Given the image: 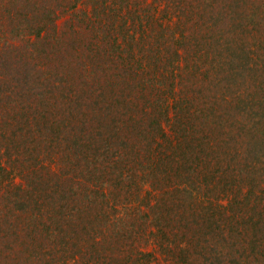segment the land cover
I'll use <instances>...</instances> for the list:
<instances>
[{
    "label": "trees",
    "instance_id": "1",
    "mask_svg": "<svg viewBox=\"0 0 264 264\" xmlns=\"http://www.w3.org/2000/svg\"><path fill=\"white\" fill-rule=\"evenodd\" d=\"M158 253L264 264V0H0V264Z\"/></svg>",
    "mask_w": 264,
    "mask_h": 264
},
{
    "label": "rangeland",
    "instance_id": "2",
    "mask_svg": "<svg viewBox=\"0 0 264 264\" xmlns=\"http://www.w3.org/2000/svg\"><path fill=\"white\" fill-rule=\"evenodd\" d=\"M151 1H153V0H148V2H151ZM79 7H81V8H84V6L82 5V6H79ZM67 19V16H63L58 22L60 23V24H63L64 22H65V20ZM169 24L171 25V29H174V25H175V20H170L169 21ZM211 59V58H210ZM211 61V60H210ZM202 62V61H201ZM222 65H223V63H222ZM253 74L254 73H247V75H248V77H246L244 80H242V82H235V84H234V86H233V90L232 91H234V89H245V90H247V88L248 87H250V86H252L253 88H256V87H258V81L260 80L259 78L258 79H256V76H253ZM241 83H242V85H241ZM247 87V88H246ZM31 103H33V102H31ZM23 140H21L20 141V139H17V144L19 145V144H21V142H22ZM5 145L7 144L6 142L4 143ZM46 148H47V146H45L44 145V143L42 144V146L40 147V149L42 150V151H44L45 153H46ZM50 151H53V149H51ZM49 151V152H50ZM2 153H4V156H3V159H2V165H4L5 163L6 164H8V163H12V162H17V161H19V159H20V157H21V153H20V151L19 150H17V152H15L14 153V150H12V148H11V143H8L7 145H6V147H3V149H2ZM60 158V153L59 152H57V155L56 156H54V159H57V161H58V159ZM48 161H50V160H47V161H45L46 163H49ZM59 161H60V159H59ZM61 163L62 162H60V165H61ZM13 164H15V163H13ZM60 165H55V164H52V167H54L55 169H58V167H60ZM29 179L31 178V177H28ZM14 180H15V182L16 183H20V182H23V179H22V177L21 176H18V175H16L15 177H14ZM26 182H28L27 181V179L24 181V183L26 184ZM6 183V182H5ZM229 201L228 200H226V199H223V200H221L220 201V204H222V205H227V203H228ZM145 247H147V248H145V250H147V251H151V250H153V248H156L155 247V245L153 244V242H151V243H149L147 246H145ZM156 255V258L158 259V261H153L152 262V264H165V262H164V260H163V256H161L159 253L158 254H155Z\"/></svg>",
    "mask_w": 264,
    "mask_h": 264
}]
</instances>
